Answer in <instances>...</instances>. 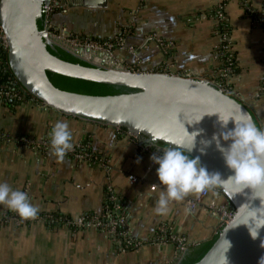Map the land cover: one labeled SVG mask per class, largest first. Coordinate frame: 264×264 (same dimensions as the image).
Returning a JSON list of instances; mask_svg holds the SVG:
<instances>
[{"label": "crops", "instance_id": "1", "mask_svg": "<svg viewBox=\"0 0 264 264\" xmlns=\"http://www.w3.org/2000/svg\"><path fill=\"white\" fill-rule=\"evenodd\" d=\"M261 19L264 0H106L104 7H59L50 23L53 30L64 27L80 41L99 45L113 43L121 34L123 47L105 56L108 68L122 65L135 72L208 79L213 84H218L216 32L223 27L235 60L230 92L260 122L264 102L256 95L264 79ZM57 121L68 124L73 146L83 148L88 159L64 156L58 162L50 151L18 141L49 140ZM159 154L160 149L117 130L44 110L32 101L0 99V182L25 192L39 209L37 219L44 220L16 224L15 213L0 204V264H174L181 240L186 248L210 240L221 226L207 205L228 208L226 200L210 192L189 208L188 202L199 195L189 193L170 201L165 214H156L163 186L150 157ZM110 191L120 200L130 250L116 247L101 230L67 224L89 213L100 216Z\"/></svg>", "mask_w": 264, "mask_h": 264}, {"label": "water", "instance_id": "2", "mask_svg": "<svg viewBox=\"0 0 264 264\" xmlns=\"http://www.w3.org/2000/svg\"><path fill=\"white\" fill-rule=\"evenodd\" d=\"M56 1L60 7L67 8L106 5V0H78L75 4L66 0ZM48 4V0H0V29L7 47L8 70L24 95L31 97L32 102L44 110L49 109L62 116L112 130L125 131L144 145L160 150L176 142L190 144L192 136L186 131L189 134L195 132L197 135L193 150L187 153L189 157H199L203 167L210 173L219 172L222 179L231 175V170L225 166L211 138L214 134L219 137L221 132L231 129L233 124L230 119L227 127L222 128L218 117L224 120L239 115V106L259 128L251 112L236 99L235 94L221 92L208 79L131 72L122 65L110 68L96 66L68 50V47L56 43L53 39L57 38H52L44 26L41 31L37 29L36 21L43 20L44 9ZM47 47L64 52L78 63L64 62L52 56ZM47 73L133 91L114 96L66 92L55 88ZM211 113L214 114L208 115ZM202 141L210 143L205 147ZM220 143L226 149L230 142L221 140ZM160 144L165 148L160 147ZM201 148L204 149L203 154ZM211 189L226 200L234 217L220 230L215 243L197 264H258L264 256V227L254 240L245 225H236L246 221L250 215L248 210L264 208V186L240 191L227 182ZM225 240L230 242V247Z\"/></svg>", "mask_w": 264, "mask_h": 264}, {"label": "clouds", "instance_id": "3", "mask_svg": "<svg viewBox=\"0 0 264 264\" xmlns=\"http://www.w3.org/2000/svg\"><path fill=\"white\" fill-rule=\"evenodd\" d=\"M237 111L239 112L237 116H229L224 120L218 117L222 128L227 127L230 119L233 127L221 132L219 137L214 134L211 138V142L215 143L221 153L225 166L231 170V175L226 179H222L219 172L210 173L200 164L199 157H189L187 153L193 150L197 133L189 134L186 129V133L192 136L190 144L176 142L170 147L161 149L159 155L150 157L152 163L157 166L155 169L157 180L163 186L154 209L156 214H165L170 201H179L189 193L198 194L227 182L240 191L244 188L257 189L264 186V130L257 128L251 117L240 110L239 106ZM212 114L214 113L208 115ZM71 140L72 134L66 122L57 121L51 127L49 144L51 154L58 162H62L66 153L72 150ZM221 140L230 142L226 149L221 145ZM202 143L207 147L210 141H202ZM200 152L203 154L204 149L201 148ZM0 204L23 219L35 218L39 211L29 202L25 192L12 190L8 184L2 182H0ZM248 211L250 215L246 221L236 226L245 225L249 236L255 240L259 230L264 227V208ZM227 243L230 247V242ZM258 264H264V256L260 258Z\"/></svg>", "mask_w": 264, "mask_h": 264}, {"label": "built area", "instance_id": "4", "mask_svg": "<svg viewBox=\"0 0 264 264\" xmlns=\"http://www.w3.org/2000/svg\"><path fill=\"white\" fill-rule=\"evenodd\" d=\"M48 1H49V4L44 9L43 26H44L45 31H47V33H49L52 36V38L62 39L68 42L70 45H73L79 48H90L94 50L95 52H100L104 54L109 53L114 48L123 47L124 38L121 34L113 38V43L104 42L103 44L99 45V44H94L92 42L80 41L78 38L71 35L67 31V29L64 27L58 30H53L54 28L52 27L50 23L51 16L60 6L57 4L56 0H48ZM249 13H252L250 9H246V14L249 15ZM219 18L223 19L221 15L219 16ZM259 19L260 18H258V20ZM259 24L264 25L263 19H261V23L259 22ZM216 35L218 36V39H219V43L215 50V56L218 61V70L216 73V76H218L217 77L218 84L214 83V85L221 92L228 94L231 91L229 87V83L233 76V70L235 66L234 53H233L232 45H231V42L228 36L224 33L220 34L219 32H216ZM6 48L7 47H6L5 39L0 29V52L6 54ZM130 51H132V49H130ZM2 65L3 63L0 59V72L2 70L1 69ZM100 65L104 68H108L107 66H105V64H100V63L97 64L96 66H100ZM128 70L131 72H135L131 69H128ZM21 93H22L21 95L25 96L22 90H21ZM21 98L22 97L18 94V92L17 93L12 92L11 89L0 86V99L1 100L19 102V101H22ZM256 98L264 102V79L262 80V83L256 95ZM257 124L260 129L264 130V120L257 122ZM18 141L25 146L30 145L34 147L35 150L51 152L49 140H46L43 142H40V141L33 142L29 138L21 137ZM2 142L9 143V140L3 139ZM79 150H80L79 146L78 147L73 146L72 150L68 151L65 156L69 157L72 160H77V161L86 160L89 158L87 154H84L83 152ZM130 180L133 181V178H130ZM210 192H213L214 194H216V192H214L211 188L206 189L204 192L199 193L198 197L195 200L188 202V207L193 208L196 205H199L201 201L209 195ZM108 196H109L108 201L112 204V207L104 209L103 213L100 216H93L90 219L81 217L74 221H68L67 224L71 225L72 227L77 226L81 228H91V227L96 228L98 230H101L105 234H107L113 241V244L116 245V247L120 249H126L129 247H132V241L128 237V231L125 226V219L120 215L121 210H122L120 206V200H118L117 196L115 197L111 191L109 192ZM207 209L211 213L217 216V218L220 221L221 229L227 224H229V222L234 217L233 210L229 208L217 207V205L214 203L208 204ZM14 219L16 221V224L18 223L21 224L22 222L28 220V219H23L19 217L16 213H15ZM32 219L42 220L40 218L37 219V217L29 218V220H32ZM1 221H3V218H0V223ZM42 221L44 222V220ZM50 222L52 221L50 220ZM179 245H180L179 247V250H180L179 258H180L184 254L187 248L182 240L181 242H179Z\"/></svg>", "mask_w": 264, "mask_h": 264}, {"label": "trees", "instance_id": "5", "mask_svg": "<svg viewBox=\"0 0 264 264\" xmlns=\"http://www.w3.org/2000/svg\"><path fill=\"white\" fill-rule=\"evenodd\" d=\"M36 26H37V29L41 31L43 28V20H37ZM223 31H224L223 27H219L217 29V32H219L220 34H223ZM46 49L52 56L64 62H68L72 64L78 63L76 60H74L73 58H71L70 56H68L67 54H65L64 52L60 50L53 51V50H50L48 47ZM0 59L3 63L1 67L2 70L0 72V86L9 88L12 90V92H16V93L18 92V94L22 97L21 98L22 101H32L31 97L26 96V95L25 96L21 95L22 93H21L20 86L14 80L11 72L8 70L6 54L0 52ZM47 77L50 83L59 90L76 93V94L88 95V96H114V95H120V94L129 93L133 91V90L125 89V88H118L114 86H108V85H103V84H97V83H91V82H85L81 80L66 78V77H62L58 75H53L50 73H47ZM118 133L120 135L127 134L125 131H118ZM159 146L162 148H165L164 145L160 144ZM79 151L83 152V148H80ZM89 154H91V152H89ZM227 205H228V208L231 209L228 203ZM104 206H105L104 209L110 207V202L107 199L104 202ZM93 216L95 215L92 213H89L85 216V218L90 219ZM52 217L54 218L56 216H52ZM219 232L208 241L202 242L196 246L188 247L186 251L184 252V254L181 256V258L179 259V262L177 261L178 263L177 262L175 263L177 264H197L204 257V255L209 251L212 245L215 243L219 235ZM130 249L132 248L130 247L127 248V250H130Z\"/></svg>", "mask_w": 264, "mask_h": 264}, {"label": "bare ground", "instance_id": "6", "mask_svg": "<svg viewBox=\"0 0 264 264\" xmlns=\"http://www.w3.org/2000/svg\"><path fill=\"white\" fill-rule=\"evenodd\" d=\"M53 40H56L55 42L60 44L63 47H68V50L75 52L77 55L81 56V58L89 60L94 65H97L99 63L104 64V62L106 63V57L105 56L107 54L89 51V50H77V48H74L72 45H70L68 42H66L62 39H53Z\"/></svg>", "mask_w": 264, "mask_h": 264}]
</instances>
